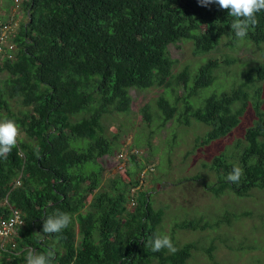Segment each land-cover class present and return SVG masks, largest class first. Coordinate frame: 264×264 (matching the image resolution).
<instances>
[{"label":"trees","instance_id":"obj_1","mask_svg":"<svg viewBox=\"0 0 264 264\" xmlns=\"http://www.w3.org/2000/svg\"><path fill=\"white\" fill-rule=\"evenodd\" d=\"M8 1V7L0 4V10H12L0 12V23L8 24L0 38V120H14L24 135L6 159L0 157V220L14 210L20 217L10 235H1L0 264H26L29 251L49 249L56 252L54 264H183L195 249L213 260L216 234L206 245L171 236L176 252L151 250L155 236L165 235V210L153 205L151 191L137 187L129 170L128 181L117 174L102 181L98 158L113 153L121 131L109 134L105 120L130 112L131 90L160 87L155 107L140 109L149 127L146 142L174 117L206 124L204 144L228 134L250 108L243 134L211 157L216 179L208 186L216 195L227 189L237 196L263 187L264 11L239 40L227 10L197 0ZM180 39L191 40L194 55L242 42L257 46L260 56L237 63L224 54L194 70L172 72L169 45ZM234 63L243 68H234L228 89L201 96L210 85L221 88L216 72ZM136 156L130 152L139 169ZM235 167L244 172L238 184L227 180ZM60 213L71 215L69 226L44 234V220ZM240 213L180 218L173 229H216Z\"/></svg>","mask_w":264,"mask_h":264},{"label":"rangeland","instance_id":"obj_2","mask_svg":"<svg viewBox=\"0 0 264 264\" xmlns=\"http://www.w3.org/2000/svg\"><path fill=\"white\" fill-rule=\"evenodd\" d=\"M9 3L8 0H0L4 7H8ZM8 10L12 12L3 8L0 12L6 13ZM21 16L23 17L22 13L17 18ZM13 25L16 26L17 21ZM192 47L191 40L184 39L169 45L170 54L174 59L172 72L184 68L194 70L209 57L222 59L224 54L236 57L237 63L254 60L260 56L258 47L250 43L238 42L234 49L221 43L215 50L201 55H194ZM237 63L227 66L222 64L216 72V86L222 84V87L215 88L210 85L200 93L201 96L211 91L228 89L227 84L233 78L234 68L237 67L239 71L243 68L237 66ZM261 84V106L264 109V80ZM162 91L160 87H150L144 91L131 90L130 112L112 115L105 120L109 134L119 127L121 131L113 153L98 158L102 166V181L114 174L128 181L130 175L126 172L129 170L138 178L137 187L151 191L153 205L164 208L165 216L160 230L180 243L194 239L197 244L200 242L206 245L215 234L220 236L214 237L213 260L207 258L201 249H195L183 264H264V186L252 188L245 196H237L227 189L216 195L208 186L216 179L215 173L208 167L211 157L243 134L252 120V110L247 108L236 127L225 136L209 143H200V135L208 128L206 124L194 119L189 124H182L174 117L160 128L157 127L147 143L149 127L145 126L140 109L147 103L155 107V101ZM175 91L179 93L180 88L175 87ZM178 106L181 107V102H178ZM152 121L153 125L157 122ZM23 135L24 132H20V136ZM130 152H136L135 158L142 163L139 169L131 161ZM89 197L90 194L87 201ZM128 205H134L132 200ZM225 209L233 213L241 212V217L232 220L230 224L222 222L216 229H173V223L180 218L201 215L204 219L211 220L216 217L215 214L218 216ZM13 230L14 227L5 235H10ZM1 238L0 235V240Z\"/></svg>","mask_w":264,"mask_h":264},{"label":"clouds","instance_id":"obj_3","mask_svg":"<svg viewBox=\"0 0 264 264\" xmlns=\"http://www.w3.org/2000/svg\"><path fill=\"white\" fill-rule=\"evenodd\" d=\"M197 2L203 7L217 4L220 9L227 10L228 15L234 18L230 27L239 40H243L249 30L258 24L256 14L264 11V0H197ZM19 137L20 128L14 120H0V157L6 159L11 154ZM243 174L242 168L235 167L228 174L227 180L238 184ZM71 221L72 217L68 213L50 216L44 220L42 231L44 234L60 233L69 226ZM150 243L153 252L164 248L173 253L177 251L168 235H156ZM55 256L54 249H49L46 253H36L31 250L26 257V264H54Z\"/></svg>","mask_w":264,"mask_h":264},{"label":"built area","instance_id":"obj_4","mask_svg":"<svg viewBox=\"0 0 264 264\" xmlns=\"http://www.w3.org/2000/svg\"><path fill=\"white\" fill-rule=\"evenodd\" d=\"M8 27V24L2 25L0 23V29L2 30L0 34V38L4 36V29L6 30ZM3 40V39H2ZM1 49V46H0ZM20 221L19 213L17 210H14L13 213L9 216H6L0 220V235H5L8 231L14 227L16 222Z\"/></svg>","mask_w":264,"mask_h":264}]
</instances>
